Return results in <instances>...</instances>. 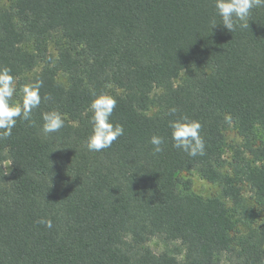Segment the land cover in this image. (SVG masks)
<instances>
[{
	"label": "trees",
	"instance_id": "trees-1",
	"mask_svg": "<svg viewBox=\"0 0 264 264\" xmlns=\"http://www.w3.org/2000/svg\"><path fill=\"white\" fill-rule=\"evenodd\" d=\"M7 1L0 66L15 79L39 67L30 83L43 87L31 120L17 118L0 139V264H264V226L237 227L226 201L244 209L241 187L222 172L226 126L249 140L264 129V7L230 32L214 0ZM101 93L116 98L110 120L124 134L94 152L89 105ZM52 109L65 126L46 135L41 114ZM183 116L201 123L203 156L172 146L168 123ZM250 151L258 163L243 179L264 206V147ZM191 171L219 194H195L178 176ZM153 237L179 241L182 258L153 252Z\"/></svg>",
	"mask_w": 264,
	"mask_h": 264
},
{
	"label": "clouds",
	"instance_id": "clouds-1",
	"mask_svg": "<svg viewBox=\"0 0 264 264\" xmlns=\"http://www.w3.org/2000/svg\"><path fill=\"white\" fill-rule=\"evenodd\" d=\"M216 14L221 18L223 26L230 32L237 28H249L248 18L253 8L264 7V0H214ZM216 20L211 21L210 27L216 26ZM43 81L36 80L20 89L22 94L20 103H12L17 93L16 79L12 75L11 68L0 66V139L12 136V129L16 126L17 118L31 120L32 112L41 104L40 89ZM50 99V97H45ZM115 97L101 93L94 95L89 108L92 112L90 122L91 133L88 136L85 146L89 151L100 152L110 148L114 141L124 134V128L119 123H113L110 117L116 108ZM170 113L175 115L176 108H171ZM42 132L44 134L57 133L65 126L64 114L52 109L41 114ZM173 147L182 150L191 157L203 156L205 154V141L200 135L202 125L198 120L186 116L170 120L168 123ZM149 142L153 146L154 153L163 151L165 140L162 136L152 135ZM12 161L4 165V175L8 174V166ZM39 223L46 228H52V221L49 218L40 219Z\"/></svg>",
	"mask_w": 264,
	"mask_h": 264
},
{
	"label": "rangeland",
	"instance_id": "rangeland-1",
	"mask_svg": "<svg viewBox=\"0 0 264 264\" xmlns=\"http://www.w3.org/2000/svg\"><path fill=\"white\" fill-rule=\"evenodd\" d=\"M1 4L8 5L7 0H0ZM61 40L58 33H53L50 36V50L56 55L54 49V43ZM39 70V67L31 71H25L21 77L16 79L17 92L22 86L29 84L34 74ZM183 76V73L181 74ZM58 80L65 84V76L60 74ZM180 80L177 79L176 82ZM16 101V100H15ZM14 103H17L15 102ZM154 109H150L148 113L153 112ZM224 131V146H223V158L224 165L222 172L227 173L230 176L237 179L244 200V209L235 211L232 209L231 203L226 201V207L232 214V219L241 229L242 232L247 231L252 227L264 226V206L259 204L254 189H252L247 182L243 179L244 171L249 169L253 164L258 163L255 160L250 149L255 150L257 147H264V129L257 128L253 137L249 140L239 134L238 129L234 124L230 123ZM8 162V161H6ZM4 163V165L6 164ZM11 171L10 165L8 166V173ZM178 176L184 180L191 182V190L204 198L212 195H218L220 187L218 184L208 182L204 177L202 178L198 172L191 171L180 172ZM153 252L161 253L167 252L176 255L179 259L183 256V247L179 241H166L161 238L153 237L146 244ZM227 256H223L221 264H231V261Z\"/></svg>",
	"mask_w": 264,
	"mask_h": 264
}]
</instances>
